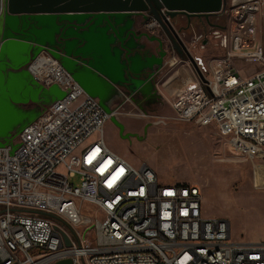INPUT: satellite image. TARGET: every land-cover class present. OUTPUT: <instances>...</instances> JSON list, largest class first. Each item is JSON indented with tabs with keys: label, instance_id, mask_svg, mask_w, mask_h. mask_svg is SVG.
Returning <instances> with one entry per match:
<instances>
[{
	"label": "built area",
	"instance_id": "built-area-1",
	"mask_svg": "<svg viewBox=\"0 0 264 264\" xmlns=\"http://www.w3.org/2000/svg\"><path fill=\"white\" fill-rule=\"evenodd\" d=\"M193 19L199 30L179 34L188 52L170 43L161 69H186L174 117L215 125L233 151L264 159V0H225L216 12L186 17L187 27ZM161 27L154 15L145 22L149 32ZM191 47L207 53L192 55ZM240 59L258 67L243 71ZM29 69L66 95L16 135L14 148L0 146V264H264V241L233 240L229 220L202 215L199 186L161 182L149 164L136 167L112 151L104 138L110 113L58 59L44 52ZM84 202L105 219L82 214ZM79 227H95L96 244Z\"/></svg>",
	"mask_w": 264,
	"mask_h": 264
},
{
	"label": "water",
	"instance_id": "water-1",
	"mask_svg": "<svg viewBox=\"0 0 264 264\" xmlns=\"http://www.w3.org/2000/svg\"><path fill=\"white\" fill-rule=\"evenodd\" d=\"M224 1L0 0V146L14 148L16 135L42 113L44 106L66 95L58 85L45 86L31 73L29 65L44 52L58 59L87 94L100 100L124 135V124L113 111V100L122 86L153 96L154 81L152 77L143 78L142 73L146 69L161 70L166 57L160 38L133 29L137 16L154 15L170 43L183 54L187 51L185 43L162 14L164 22L160 9L165 7L170 17L179 13L194 16L216 12ZM141 38L158 41V55H146L150 47L146 42L139 43ZM30 102L36 107H24ZM66 241L70 245L67 236ZM55 264H72V259Z\"/></svg>",
	"mask_w": 264,
	"mask_h": 264
},
{
	"label": "rangeland",
	"instance_id": "rangeland-1",
	"mask_svg": "<svg viewBox=\"0 0 264 264\" xmlns=\"http://www.w3.org/2000/svg\"><path fill=\"white\" fill-rule=\"evenodd\" d=\"M198 19L181 18L178 26L184 27L190 37L199 30ZM164 37L162 32L159 33ZM192 55L203 54L191 47ZM208 57V56H207ZM239 67L253 69L255 62L238 60ZM168 66L157 79L161 101L152 104L140 116V107L128 100H113L116 116L124 124V136L111 119L104 127L107 146L132 165L149 164L161 182L195 184L202 192V215L225 218L230 221L233 240L264 241V159L247 157L232 150L229 140L215 125L197 126L192 122L176 119L171 106L173 95L163 87L170 76ZM138 114V115H137ZM164 120V121H162ZM96 135L91 137L94 139ZM79 184V177L74 179ZM81 213L104 220L105 216L95 205L84 202ZM79 230L96 244L95 227Z\"/></svg>",
	"mask_w": 264,
	"mask_h": 264
},
{
	"label": "flooded vegetation",
	"instance_id": "flooded-vegetation-1",
	"mask_svg": "<svg viewBox=\"0 0 264 264\" xmlns=\"http://www.w3.org/2000/svg\"><path fill=\"white\" fill-rule=\"evenodd\" d=\"M194 16H189V15H187L185 13H179L175 17H171V21H168V23H170L175 28V30L181 35V34H183V32H185L184 31L185 28L182 27V26L181 27L178 26V21L181 18H184V19L186 17L187 18H192ZM197 16L201 17L202 15H197ZM149 17H150V14L147 17H144L143 15L137 16L136 22L134 24V28L133 29H135V31L138 32V33H147L149 36L152 35V33L147 31V29L145 28V22L148 21ZM138 18L141 19V22L138 23L139 25L137 24ZM159 31L162 32V34L164 35V37L160 38V39L163 42L164 50L167 51V48L170 45V41L168 40V36L166 35V31H165V28L163 27V25H162L161 28H159ZM156 38H159V37H156ZM138 42L139 43H143V42L145 43L146 42L147 46L150 47V51L152 50V47L148 44L149 41H147L146 38L138 39ZM159 51H160V48H159V42H158V53H159ZM145 52L146 51L143 50L142 53L144 54ZM147 54H148V52H146V55ZM144 56H145V54H144ZM156 70H157L156 68L151 69V70L146 69L142 73V77L143 78L152 77V79L154 81V84H155V88L157 86V79L160 76L161 71H163V70H161V71H157L156 72ZM115 99H120V101L123 102V104H125L128 100H130V101L135 102L138 105H141V107H144L145 109H148L152 104H156V103L160 102L162 98H161L160 94L158 93L157 88H156V92H155V94L153 96H144L140 92H132L129 89V87H127V86H122V87H120V94ZM45 107L46 106H44V108Z\"/></svg>",
	"mask_w": 264,
	"mask_h": 264
},
{
	"label": "crops",
	"instance_id": "crops-1",
	"mask_svg": "<svg viewBox=\"0 0 264 264\" xmlns=\"http://www.w3.org/2000/svg\"><path fill=\"white\" fill-rule=\"evenodd\" d=\"M140 22H141V19L138 18L137 24L140 23ZM150 33H152V35H150V37L163 38L162 35L159 34L160 33L159 29H156L155 31L150 32ZM148 44L152 47V50L150 52H148L147 55H151V54L158 55V41H149ZM162 73H163V71H161V74ZM185 76H186V69H182V68H180L179 71H177V72L171 73L168 81L163 84L164 89L166 91H168L171 95H173L174 91L176 90V87L182 84L183 79L185 78ZM158 93L160 94V92H158ZM160 96H161V94H160ZM138 106L140 108L144 109V107H141V105H138ZM24 107L32 109V108L36 107V104L30 102V103L24 105Z\"/></svg>",
	"mask_w": 264,
	"mask_h": 264
},
{
	"label": "bare ground",
	"instance_id": "bare-ground-1",
	"mask_svg": "<svg viewBox=\"0 0 264 264\" xmlns=\"http://www.w3.org/2000/svg\"><path fill=\"white\" fill-rule=\"evenodd\" d=\"M46 61H47V58H44V57L38 59V60L34 63L33 69H34L35 71H37V70L40 68V66H42L43 64L46 63Z\"/></svg>",
	"mask_w": 264,
	"mask_h": 264
},
{
	"label": "snow or ice",
	"instance_id": "snow-or-ice-1",
	"mask_svg": "<svg viewBox=\"0 0 264 264\" xmlns=\"http://www.w3.org/2000/svg\"><path fill=\"white\" fill-rule=\"evenodd\" d=\"M98 151V150H97ZM108 163H111L110 161ZM120 172H123V169H120Z\"/></svg>",
	"mask_w": 264,
	"mask_h": 264
}]
</instances>
